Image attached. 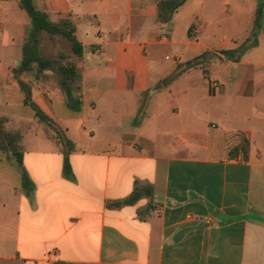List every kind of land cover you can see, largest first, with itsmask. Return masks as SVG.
Segmentation results:
<instances>
[{
	"label": "crops",
	"instance_id": "obj_1",
	"mask_svg": "<svg viewBox=\"0 0 264 264\" xmlns=\"http://www.w3.org/2000/svg\"><path fill=\"white\" fill-rule=\"evenodd\" d=\"M162 1L33 0L52 22L72 21L92 57L81 70V112L66 96L49 100L34 89V102L56 124L74 127L75 150L54 139L28 146L25 134L22 168L0 151V264H264V116L256 127L220 128L190 101L197 79L207 81L206 101L232 89L238 101L262 100L264 60L252 57L264 44V10L257 45L236 62L224 52L252 39L258 0H197L186 22L181 13L194 1L187 0L169 23L159 19ZM30 26L19 0H0L8 103H17L12 72ZM209 51L217 61L210 78L190 68L162 86L178 69L169 56L190 61ZM137 186L151 197L110 206Z\"/></svg>",
	"mask_w": 264,
	"mask_h": 264
},
{
	"label": "rangeland",
	"instance_id": "obj_2",
	"mask_svg": "<svg viewBox=\"0 0 264 264\" xmlns=\"http://www.w3.org/2000/svg\"><path fill=\"white\" fill-rule=\"evenodd\" d=\"M164 1V0H163ZM243 4L248 5L251 0H240ZM179 0H174L173 3L177 4ZM198 6V1L194 0L185 10L181 13V18L188 22L192 17V14L196 11ZM63 19L56 21L59 23ZM189 38L191 42H196V28L193 27L189 30ZM78 37V36H77ZM249 43V42H247ZM91 49L82 53V56H78L74 50L72 43L65 37L61 35H49L46 32L40 34V54L44 59L54 62L55 69L53 71H47L42 74L39 73L38 65H34L32 71L23 74H18L16 70L12 72L13 80L16 83V87L13 89V97L17 103H8L5 96V88L2 86L5 80L6 72L0 70V118L3 119V129L4 133L13 137L16 144L21 146L24 142V135L28 134V140L26 143L28 146L34 144H54L55 141L60 144H64L67 139H76V132L74 127L70 129L69 132L59 126L54 122L53 126L46 123L40 122L36 117L34 112L29 108L24 106L23 101L20 103V95H22V100L26 97L25 92L22 91L20 83H24L31 94V98L34 97V89L38 90V95L42 98L57 99L58 97L66 96L65 89L61 86V75L59 73L60 67H69L75 65L77 67V72L81 78L73 85L77 97L82 98V68L87 64L92 55L89 53ZM216 56L215 51H209L203 55L195 57L190 61L183 60L181 58L169 56L170 60L177 61L178 69L177 72L171 77L165 79L162 82L163 87L172 85L174 80L189 71L190 68H198L202 71V75L205 78H210L211 70L213 68L214 62H217L214 57ZM252 59L264 60V44L262 49L256 52V55ZM168 61V60H167ZM213 62V63H212ZM20 64V63H19ZM199 70V74L201 71ZM249 72V71H248ZM207 81L197 79L193 83H190L192 88V93L190 95L191 103L198 105L203 110H207L210 113L211 120L218 124L220 128L230 127V128H242V127H256L258 116H264V96H259L262 100L259 103L254 101H238L234 98V91L229 93L228 98L214 99L206 101L204 98V85ZM213 82V89L216 92H221L222 88ZM197 85V86H196ZM236 90V88H234ZM51 93V96L48 94ZM149 94L144 98V107L146 108V102ZM185 102L181 98V103ZM39 105V104H38ZM40 106V105H39ZM41 107V106H40ZM59 114L62 117H66L68 113L67 108L63 105H58ZM45 112V110L41 107ZM145 109H142V112ZM70 112V111H69ZM18 136L20 138H18ZM38 136V137H35ZM50 137V138H49ZM52 138V139H51ZM4 137L0 131V141ZM55 141H54V140ZM261 148H264V142L261 143ZM11 161H15L16 157L10 153H5Z\"/></svg>",
	"mask_w": 264,
	"mask_h": 264
},
{
	"label": "trees",
	"instance_id": "obj_3",
	"mask_svg": "<svg viewBox=\"0 0 264 264\" xmlns=\"http://www.w3.org/2000/svg\"><path fill=\"white\" fill-rule=\"evenodd\" d=\"M173 1L174 0H164L159 4L160 22L169 23L172 20L174 13L181 6H183L187 0H179L177 4H174ZM19 2L20 7L28 15L31 26L22 49V58L19 68L16 71L18 74L32 71L34 65H38L40 74L47 71H53L55 69L54 62L44 59L40 54V34L43 32H46L49 35H61L67 38L72 43L74 52L78 56H82L83 46L77 37V28L72 21L69 19H63L59 23L52 22L46 13H43L36 8L33 0H19ZM258 2L259 8L256 20V28L258 29L254 31L252 39L248 41L249 43H251V41L253 42L251 44L246 42L237 50L224 52L230 60L239 62L246 52H248V50L257 45L256 40L259 31V23L263 19L264 10L263 0H258ZM59 73L61 75V86L65 89L67 107L75 113L81 112L82 102L77 97V94L73 89V85L79 78H81L77 72V67L75 65H71L69 67H60ZM20 86L22 91L26 94V97L23 100L24 106L29 107L40 122L53 126L54 121L41 109V107L36 102H34L26 85L24 83H20ZM2 125L3 119L0 118V131L4 137V139L0 141V151L10 154L13 153V155L16 157L15 161L17 162L18 166L22 168V145H17L13 137L4 133L5 131ZM18 138L20 137L18 136ZM64 145L68 152L75 150V145L70 140L65 141ZM8 160H11L9 156ZM64 170L66 176L70 177L72 172L68 157L65 158ZM22 187L24 190H28L30 187V180L25 171L22 173ZM143 192L144 194L146 193V196L151 197L152 195V193H149L147 189L137 186L134 193L129 198L110 204V206L121 207L135 204L142 198L144 195Z\"/></svg>",
	"mask_w": 264,
	"mask_h": 264
}]
</instances>
